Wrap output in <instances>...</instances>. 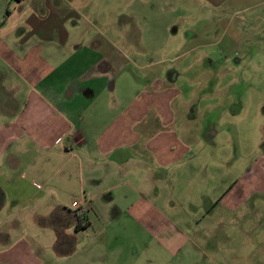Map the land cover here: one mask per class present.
I'll return each mask as SVG.
<instances>
[{"label": "crops", "instance_id": "obj_1", "mask_svg": "<svg viewBox=\"0 0 264 264\" xmlns=\"http://www.w3.org/2000/svg\"><path fill=\"white\" fill-rule=\"evenodd\" d=\"M196 1L217 7L225 0ZM227 1L241 6L234 13L245 14L243 27L250 30L249 38H264V26L253 22L257 3ZM257 1L264 6V0ZM89 2L0 0V156L6 164L18 159L40 180L37 196L44 200L42 211L49 213L50 226L75 232L77 224L83 225L86 234L74 238V244L84 249L77 257L85 264H166L187 242L202 239L195 236L206 223L193 218L200 207L195 191H205L206 184L205 192L218 198L215 203L227 197L224 203L233 211L253 193L264 191L252 188L240 201L242 186L248 188V183L236 187L251 170L243 169L235 179L236 158L226 153L230 139L218 144L221 161H210L204 176L197 155L189 154L198 137L211 144L218 133L211 124L201 136L185 126L179 131L172 127L176 113L170 106L175 93L171 82L177 74L171 69L148 79V91L136 92L122 108L123 99L110 91L124 76L133 86L142 85L125 69L152 63L125 55L119 43L122 34L107 32L118 24L108 23V16L93 20ZM99 2L108 9L106 0ZM259 11L264 16L262 7ZM182 116L192 118L191 107ZM263 126L257 127L256 142L264 141ZM260 150L251 164L260 159L264 165V147ZM217 168L222 183L218 174L214 176ZM188 188L194 191L191 195ZM66 202L75 209H68ZM177 207L187 215H173ZM222 207L230 211L228 205ZM112 234L125 235L126 240L109 255L107 239ZM28 244L21 238L0 254L26 256L22 248ZM71 250L73 256L76 248ZM164 254L167 261L159 259Z\"/></svg>", "mask_w": 264, "mask_h": 264}, {"label": "rangeland", "instance_id": "obj_2", "mask_svg": "<svg viewBox=\"0 0 264 264\" xmlns=\"http://www.w3.org/2000/svg\"><path fill=\"white\" fill-rule=\"evenodd\" d=\"M99 1L89 2L92 19L99 15L102 16L99 19L108 16V23L115 21L118 26L110 25L107 32L122 34V42L119 43L125 55L140 59L146 57L145 61L152 63L150 67L139 63L138 67L129 65L125 69L133 76L132 80H138L142 85L133 86L124 76L115 84L114 91H110L112 94L117 92L123 99L122 108L136 92L148 91L145 85L148 79L171 69L173 74H177L171 82L175 93L171 94L170 106L176 113L172 127L179 131L185 126L201 136L206 126L211 124L218 133L211 144L206 142V138L198 137L199 141H195L189 154L197 155L204 166V176L210 161L213 165L221 161L217 157L222 158V153L218 154V144L221 145L223 139L231 141L233 137V142L226 143L229 146L226 153L228 157L236 158L235 179L240 177L243 169L251 170L236 187L248 183V188L242 186L240 201L252 188L264 191L262 160L251 164L264 147V141L261 143L254 139L260 133L257 127L264 125V38H249L250 30L243 27L245 14L234 13L241 6L227 0L217 7L196 0L187 3L175 0H106L108 9H104ZM252 2L257 3L253 8L256 14L253 22L260 23L262 28L264 16L259 8L264 9V6L257 0ZM99 23L101 28L102 23ZM188 106L189 109L191 107L192 118L182 116ZM4 158V155L0 156V253L21 238L30 244L27 249L22 248L23 252L26 250V256L0 254V264H85L82 258L77 257L83 256L84 249L81 250L77 242L74 244L76 239L86 234L83 225L77 224L75 232L72 228L50 226L47 222L49 213L42 211L41 202L44 200L38 198L40 180H36L18 159L6 164ZM220 169H213V173L214 176L218 174L222 183ZM191 188H188L189 195L194 192ZM205 191H195L200 207L193 216L206 222L204 228L195 233L202 239H192V244L187 242L175 256H170L174 260L166 264H264V194L253 193L233 211L231 205L224 203L227 197L222 198L221 189L218 192V197L222 198L219 204L215 203L217 197L212 199L211 192L207 194ZM176 196L180 197V194L176 192ZM177 204L174 201V205ZM66 205L70 210L75 209L67 202ZM223 205H228L230 211H226ZM80 211L78 214L81 215ZM173 215L181 218L187 214L179 209ZM122 240H126L125 235L117 237L112 234L107 239L109 255L110 250ZM45 247L52 252H44ZM73 247L76 250L70 256ZM168 258L165 254L159 256L162 261Z\"/></svg>", "mask_w": 264, "mask_h": 264}]
</instances>
